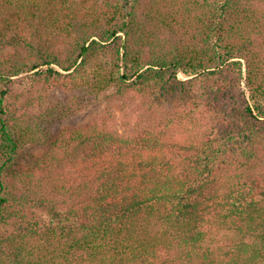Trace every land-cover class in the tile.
<instances>
[{
	"label": "trees",
	"instance_id": "16d2710c",
	"mask_svg": "<svg viewBox=\"0 0 264 264\" xmlns=\"http://www.w3.org/2000/svg\"><path fill=\"white\" fill-rule=\"evenodd\" d=\"M0 264H264V0H0Z\"/></svg>",
	"mask_w": 264,
	"mask_h": 264
},
{
	"label": "rangeland",
	"instance_id": "374dc122",
	"mask_svg": "<svg viewBox=\"0 0 264 264\" xmlns=\"http://www.w3.org/2000/svg\"><path fill=\"white\" fill-rule=\"evenodd\" d=\"M178 77L181 80H187V78H184L181 74H179ZM40 94L37 95L36 98H40L30 107V111L33 117L35 115L37 116L35 118L41 117V119L46 122L48 120L53 121V128L51 130L53 133L58 128L76 127L89 123L94 119H97L98 122L106 120L109 128L114 129L118 133H122L123 130H131L135 122L134 119L131 118L129 108L124 106L123 102L117 99L116 96H111L112 92L106 93L107 96H111L109 99L106 98V94L100 97H94L79 90L73 94H67L58 90L45 91L43 95ZM172 100H174V98L170 96L168 104H170ZM78 101L81 102L80 105ZM69 106L72 109L70 114L68 111ZM46 110L51 112L50 117L43 116ZM181 113L184 112L181 111ZM204 113L205 116L209 117V112L207 110L204 111ZM194 116L198 118L200 115L194 114ZM107 118H110V120H107ZM42 151L41 147L28 149V152L34 156H39Z\"/></svg>",
	"mask_w": 264,
	"mask_h": 264
}]
</instances>
